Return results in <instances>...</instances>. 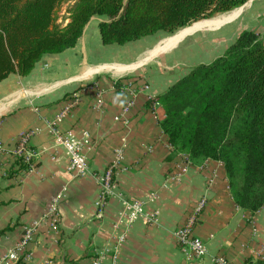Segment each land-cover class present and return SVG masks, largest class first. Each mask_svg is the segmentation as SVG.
<instances>
[{
  "label": "crops",
  "instance_id": "0c3cea01",
  "mask_svg": "<svg viewBox=\"0 0 264 264\" xmlns=\"http://www.w3.org/2000/svg\"><path fill=\"white\" fill-rule=\"evenodd\" d=\"M261 1L247 0L214 14L240 10L215 27L219 39L202 46L214 56L200 62L219 56L244 29L254 30L264 43ZM90 29L87 24L74 47L44 55L28 76L10 74L0 82V264H15L19 258L22 264H197L182 253L174 232L201 197L206 204L192 230L207 248L199 264H215L214 258L227 264H264V204L254 213L238 207L223 163L192 161L174 151L159 125L164 110L157 96L187 68L145 67L147 59L138 61V52L131 51L142 38L103 45L97 24ZM125 59L130 63L121 64ZM14 83L22 92L8 95ZM143 85L148 90H141ZM53 125L84 138V159L92 172L117 161V189L101 217L95 216L98 184L91 175L72 177ZM24 133L39 154L30 168L17 172L11 152ZM64 186L53 215L52 199ZM150 192L156 198L148 202ZM132 199L144 202V214L129 227L114 259L115 235L122 230L118 212ZM26 227L33 232L22 255L13 262L4 259Z\"/></svg>",
  "mask_w": 264,
  "mask_h": 264
},
{
  "label": "trees",
  "instance_id": "16d2710c",
  "mask_svg": "<svg viewBox=\"0 0 264 264\" xmlns=\"http://www.w3.org/2000/svg\"><path fill=\"white\" fill-rule=\"evenodd\" d=\"M247 0H0V82L28 76L46 54L75 46L92 18L103 45L171 33ZM63 24L57 13L67 4ZM159 125L176 152L223 163L235 204H264V43L244 29L210 62L198 63L157 96ZM17 172L29 168L15 160ZM8 229V228H7ZM3 231H0L2 234ZM15 264H22L20 258Z\"/></svg>",
  "mask_w": 264,
  "mask_h": 264
},
{
  "label": "built area",
  "instance_id": "2783aa9c",
  "mask_svg": "<svg viewBox=\"0 0 264 264\" xmlns=\"http://www.w3.org/2000/svg\"><path fill=\"white\" fill-rule=\"evenodd\" d=\"M140 89L146 91L148 90V85H143ZM130 90L131 94L135 92L132 89ZM73 103L74 101L71 102V104ZM99 105L100 101L96 102L95 107L98 108ZM51 131L56 136L64 151V154L68 161L67 170L71 173L72 177L81 178L86 175H91L98 184L99 190L94 201L95 207L97 209L95 216L97 218L101 217L102 209L105 207L108 198L114 195L117 189L115 179L117 161L107 165V167L100 172H92L84 159V138L77 137L72 130L59 131V129L55 125H53V127L51 128ZM27 139V133L20 135L11 153L14 160L20 159L24 163H27L30 168L33 165V160L37 157L39 152L28 146ZM2 151L3 146L0 144V153ZM116 155L117 157H119L120 153L117 152ZM65 191L66 186L62 187L61 190L58 191L53 197L50 207V211L53 212V215H56L57 204L63 198ZM146 198V201H152L156 198V193L150 192ZM205 204V197H201L200 199H198L193 212L189 214L184 224L174 232L176 243L182 253L188 260L196 262L197 264H199L207 255V248L199 238L193 235L192 230L197 221V216L205 207ZM143 205L144 202L138 199H132L130 201L123 202V206L118 212V223L122 226V230L115 235L116 241L115 246L113 247L114 259L116 258L117 248L119 244L124 240L129 227L144 214ZM54 222L55 219H53L52 221V226H54ZM119 224H116V226H119ZM32 232V228L26 227L23 231L21 240L16 243L13 249L7 251L4 259L10 262L16 261L18 257L22 255L23 248L27 240L31 237ZM213 262L215 264H227L221 258H214Z\"/></svg>",
  "mask_w": 264,
  "mask_h": 264
},
{
  "label": "rangeland",
  "instance_id": "374dc122",
  "mask_svg": "<svg viewBox=\"0 0 264 264\" xmlns=\"http://www.w3.org/2000/svg\"><path fill=\"white\" fill-rule=\"evenodd\" d=\"M261 4H264V0L261 1ZM67 5L68 3L64 4L57 13L56 22L58 24L64 23V18L66 17L65 9ZM213 17H215V15L210 18L200 19L197 22L208 21L210 19H213ZM97 22H98L97 18H92L88 22V28L90 27L91 28L90 30H92L93 27L97 24ZM177 30L171 33L160 31L151 36L144 37L141 40L136 41L134 42V44L131 45V51L138 52V57H137L138 61H142L145 58H147L145 67H150L154 64L155 65L158 64L159 68L178 69V71L180 72L181 71L183 72L186 68L188 71L190 67L198 63H202L200 61H204V60H201V58H203L204 56H207V55L214 56L212 50H209V48H207L208 50H203L202 46L204 44L208 45L207 43L216 40V38L219 39L218 38L219 32L215 27H213L212 25L204 26L191 33L186 34L184 37H182L181 39H179L176 43L172 45L167 44L166 40L168 39V37H170ZM231 40H232V37L227 38L225 43H229ZM222 43H224V41ZM205 51H209L208 53L210 54H205L207 53ZM212 58L213 57H211L209 60H212ZM207 59L208 58H206V60ZM120 63L127 65L130 62L128 61V59H125V61L120 62ZM13 85H14V88H13ZM13 85L10 88V91H8V95L12 94L15 91L22 90L21 87H19V85H16L15 83Z\"/></svg>",
  "mask_w": 264,
  "mask_h": 264
},
{
  "label": "bare ground",
  "instance_id": "6f19581e",
  "mask_svg": "<svg viewBox=\"0 0 264 264\" xmlns=\"http://www.w3.org/2000/svg\"><path fill=\"white\" fill-rule=\"evenodd\" d=\"M239 11H240L239 9H236V10H233V11H231L228 14H225L223 16H219V17L210 19L208 21L195 22V23H193V24H191L189 26H185V27H183L181 29H178L175 33H173L170 37H168V39L166 40V43L172 45V44L176 43L179 39L184 37L186 34L191 33V32H193V31H195V30H197L199 28H202L204 26H211L212 25L213 27H217L222 22L224 23L225 21H227V20L231 19L232 17H234ZM151 54H153V53H151ZM135 65L136 64H133L131 67H126V68H124V69H122L120 71H124L125 69L132 68Z\"/></svg>",
  "mask_w": 264,
  "mask_h": 264
}]
</instances>
